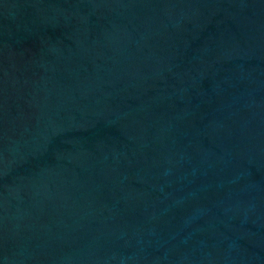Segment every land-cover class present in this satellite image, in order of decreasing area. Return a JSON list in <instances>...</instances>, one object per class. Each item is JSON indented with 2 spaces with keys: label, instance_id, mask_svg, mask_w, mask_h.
I'll return each instance as SVG.
<instances>
[{
  "label": "water",
  "instance_id": "95a60500",
  "mask_svg": "<svg viewBox=\"0 0 264 264\" xmlns=\"http://www.w3.org/2000/svg\"><path fill=\"white\" fill-rule=\"evenodd\" d=\"M0 264H264V0H0Z\"/></svg>",
  "mask_w": 264,
  "mask_h": 264
}]
</instances>
